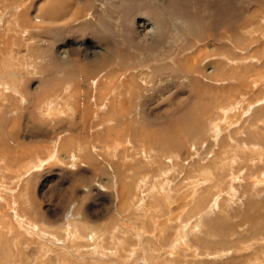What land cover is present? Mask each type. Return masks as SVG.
<instances>
[{"label": "rangeland", "instance_id": "obj_1", "mask_svg": "<svg viewBox=\"0 0 264 264\" xmlns=\"http://www.w3.org/2000/svg\"><path fill=\"white\" fill-rule=\"evenodd\" d=\"M9 56L0 264H264V0H0Z\"/></svg>", "mask_w": 264, "mask_h": 264}, {"label": "bare ground", "instance_id": "obj_2", "mask_svg": "<svg viewBox=\"0 0 264 264\" xmlns=\"http://www.w3.org/2000/svg\"><path fill=\"white\" fill-rule=\"evenodd\" d=\"M51 15H53L52 13H51ZM67 15V14H66ZM52 18H53V16H51ZM57 17V16H56ZM63 19H64V17H62ZM60 21H62V20H60ZM157 25H154V23L152 22V20H150V19H148V18H143V19H141V21L139 22V23H137L136 24V26H135V31L137 32V34H139V36L141 37H143V38H145V37H148V36H155V35H157L158 34V32L159 31H157V27H156ZM174 30V29H173ZM184 31V30H183ZM15 51V50H14ZM67 51H68V48H63V47H61L60 48V50H58V56H59V58L60 59H66L67 58ZM69 53V52H68ZM101 57H104L103 55H101ZM67 59H69V58H67ZM70 60V59H69ZM107 60V59H106ZM16 64H15V62H13V59H12V57L11 56H9V57H6V59H5V61H3V64H2V68H1V74H0V77H1V79H0V98H2V99H4L5 98V100H6V97H7V95H9V92H16L17 91V85H16V82H17V80L15 79L16 78ZM18 71V70H17ZM27 74V73H26ZM21 78V77H20ZM22 80V79H21ZM21 82V81H20ZM151 82V81H150ZM22 83V82H21ZM147 83V82H146ZM109 85V84H108ZM105 86V85H104ZM108 86H106L105 87V89H106V91H109V87L107 88ZM104 88V87H103ZM21 90V89H20ZM19 90V91H20ZM23 92V91H22ZM10 96V95H9ZM16 96V95H15ZM11 98V97H10ZM118 98V97H117ZM1 101V100H0ZM68 101V100H67ZM13 102V101H12ZM46 102V101H45ZM51 102V101H50ZM65 102V101H64ZM52 103H53V101H52ZM51 103V104H52ZM66 103H68V102H66ZM50 104V103H49ZM51 104L49 105V106H51ZM53 105V104H52ZM54 105H56V104H54ZM53 105V106H54ZM64 105V104H63ZM68 105H69V103H68ZM47 106V105H46ZM62 106V105H61ZM70 106V105H69ZM43 107V106H42ZM4 108V107H3ZM2 108V109H3ZM9 108V107H8ZM7 108V109H8ZM47 108V107H46ZM55 108V107H54ZM54 108H51V110L52 109H54ZM61 107H59V109H60ZM64 108H66V107H64ZM68 108V107H67ZM70 108H71V106H70ZM6 109V108H5ZM4 109V110H5ZM10 109H12V107L10 106ZM43 109V108H42ZM9 110V109H8ZM35 110V109H34ZM56 110H58V107L56 106ZM61 110V109H60ZM68 110H69V108H68ZM11 111V110H10ZM45 111V110H44ZM9 112V111H8ZM39 112V111H38ZM58 112V111H57ZM57 112H55V113H57ZM64 112V111H63ZM62 112V113H63ZM69 112V111H68ZM46 113V112H45ZM59 113V112H58ZM73 113V112H72ZM71 113V114H72ZM44 114V113H43ZM50 114H52V113H50ZM49 114V115H50ZM54 114V113H53ZM60 114H61V112H60ZM60 114H58V116H60ZM67 114V113H66ZM32 115H34V114H32ZM56 115V114H55ZM70 115V114H69ZM51 116V115H50ZM53 116V115H52ZM0 117L2 118V116L0 115ZM60 117H62V114H61V116ZM44 118V117H43ZM50 118V117H49ZM42 119V118H41ZM56 119V118H55ZM60 119V118H59ZM48 120V119H47ZM52 120V119H51ZM54 120V119H53ZM52 120V121H53ZM50 121V120H49ZM263 121V120H262ZM57 122V121H56ZM8 123V122H7ZM188 124V123H187ZM132 125V124H131ZM8 126V125H7ZM10 126V125H9ZM185 127H186V125H185ZM130 129L132 130V128H131V126H130ZM134 129V128H133ZM189 130V129H188ZM200 130V129H199ZM198 129H196V127H195V129H192L191 130V133H192V135L194 136L195 134H197L198 132H200ZM203 130V129H202ZM11 132V131H10ZM202 132V131H201ZM12 133V132H11ZM1 135V134H0ZM199 135V134H198ZM9 137V136H8ZM201 137V136H200ZM195 138V137H194ZM196 138H197V136H196ZM176 145H178V144H176ZM175 145V146H176ZM252 146V145H251ZM179 147V146H178ZM128 148V147H127ZM222 148V147H221ZM233 149V148H232ZM236 149V148H235ZM114 150V149H113ZM123 150H125V147H124V149ZM122 150V151H123ZM248 150V149H247ZM250 150V149H249ZM248 150V151H249ZM129 151V150H128ZM229 151V150H228ZM247 151V152H248ZM56 151H54V153H55ZM230 152V151H229ZM237 152V151H236ZM245 152V151H244ZM124 153H126L125 151H124ZM211 153V152H210ZM220 154H222V153H219V154H214V156H215V160L214 161H216V159H217V157L220 155ZM229 154V153H228ZM227 154V155H228ZM241 154V153H240ZM239 154V155H240ZM126 155V154H125ZM244 155V154H243ZM116 156H118V155H116ZM123 156V155H122ZM242 156V155H241ZM257 156V155H256ZM6 157V156H5ZM126 157V156H125ZM208 157V156H207ZM54 158H56V156L54 155ZM71 158H73V159H71V160H73L74 162L73 163H76L77 164V162H79V157H75V156H71ZM137 158H139V157H137ZM219 158V157H218ZM227 158V157H226ZM239 158V157H238ZM251 158V157H250ZM5 159H7V158H5ZM123 159V158H122ZM126 159V158H125ZM224 159V158H223ZM233 159H235V156L233 157ZM240 159V158H239ZM234 161H236L235 163H234ZM233 162L231 161V163L233 164H235V165H238L237 164V160L235 159ZM239 161V160H238ZM123 163H124V161H123ZM127 163V162H126ZM219 164V163H218ZM73 165V164H72ZM124 165V164H123ZM133 165V164H132ZM227 165H229V162L227 163ZM84 166V165H83ZM234 166V165H233ZM6 167V166H5ZM26 167V166H25ZM230 167H232L231 165H230ZM35 168V167H34ZM231 169V168H230ZM262 171V170H261ZM5 173V172H4ZM163 173V172H162ZM165 173V178H166V175H168V172L166 171V172H164ZM209 173V172H208ZM207 172H205L204 173V175H203V178H205L204 180H205V182H207V180L209 179V180H211L212 181V179H213V177H212V175L211 174H208ZM263 174V177L262 178H264V173H262ZM1 175V174H0ZM26 175V174H25ZM162 175V174H161ZM2 176V175H1ZM6 176V175H5ZM3 177V176H2ZM7 177V176H6ZM260 177V176H259ZM17 178H20V177H17ZM122 178V177H121ZM7 180H9V181H12L13 180V177H9ZM20 180V179H19ZM18 180V181H19ZM0 181H1V179H0ZM21 181V180H20ZM2 183H3V180H2ZM121 183H126V182H121ZM13 183L11 182L10 183V185H12ZM167 184V183H166ZM166 184H164V185H162V190H163V188L165 187V185ZM200 184H202V183H200ZM0 185H1V182H0ZM4 185V184H3ZM136 185V184H135ZM159 185V184H158ZM125 188V190L122 192L121 191V194L123 195V198L127 195V193H128V189L130 188V185L129 186H127V184L125 185H123ZM123 186H121V188L123 187ZM8 187V186H7ZM166 188V187H165ZM194 190H195V187L193 186L192 187ZM197 188V187H196ZM192 189V190H193ZM161 190V191H162ZM16 192H17V190H15ZM163 192V191H162ZM170 192V191H169ZM24 193V192H23ZM19 194V193H18ZM193 195H195L196 194V192H194V193H192ZM15 195V194H14ZM21 195H23V194H21ZM133 195V194H132ZM131 195V196H132ZM16 196V195H15ZM130 196V197H131ZM9 197V196H8ZM13 197V196H12ZM127 198H129V195L128 196H126L124 199H127ZM154 198V197H153ZM7 199V198H6ZM14 199H16L17 200V198H14ZM18 201V200H17ZM124 202H125V200H123ZM143 201V200H142ZM146 201V200H145ZM145 201H143V202H145ZM5 202V201H4ZM8 202V201H7ZM132 202V201H131ZM162 202V201H161ZM167 202V201H166ZM6 203V202H5ZM146 203V202H145ZM145 203H142V205H140V206H138L137 207V209L139 210L140 208H143V209H141V210H146V211H144L146 214H148V215H151L152 214V211L150 210V208H149V205H148V203L147 204H145ZM163 203V202H162ZM11 204V203H10ZM13 205V204H12ZM14 206V205H13ZM10 207V206H9ZM12 207V206H11ZM19 207V206H18ZM152 207V206H151ZM14 207H12V209H13ZM21 208V207H20ZM131 208H133V211H134V204L133 203H131ZM160 208V207H159ZM171 208L172 209H178V204H176L175 203V205H172L171 204ZM7 209L8 208H5V210L7 211ZM22 209V208H21ZM152 209V208H151ZM4 210V209H3ZM11 210V209H10ZM9 210V211H10ZM19 210V209H18ZM154 210V209H153ZM16 211V210H15ZM130 211H132L131 209H127V212H130ZM173 211V210H172ZM144 212H142V213H144ZM159 212V211H158ZM157 212V213H158ZM75 213V212H74ZM181 213V212H180ZM4 214V213H3ZM3 216V215H2ZM73 217H74V220L73 221H71V222H75V224H74V227H72V225L68 228V230L66 231V234H67V236L69 237V239L70 240H81V242H85V241H88V242H95V241H98V242H102V239H99V237L98 238H96V235H94V233H92L90 236L89 235H85L84 233H83V230L85 231V228H83V227H86V223H85V225H84V223H81V221L79 220V221H77V218H75V216L74 215H72ZM72 216H71V218H72ZM123 217V216H122ZM176 217V216H175ZM172 218V217H171ZM174 218V217H173ZM20 219V218H19ZM26 219V218H25ZM174 220V219H173ZM76 222H80V223H76ZM18 223H19V225H21V226H23V222L22 221H18ZM32 224V223H31ZM34 224H36V223H34ZM33 225V224H32ZM31 225V226H32ZM2 227V226H1ZM35 228V227H34ZM71 228V229H70ZM121 229V228H120ZM125 230H127L126 228H125ZM129 232V231H128ZM11 233V232H10ZM85 233H90V232H88V230L85 232ZM97 234V233H96ZM156 234V233H155ZM128 235V234H127ZM66 236V237H67ZM98 236V235H97ZM181 236L182 235H180V239H181ZM158 236H156L155 238H157ZM183 239H184V237H182ZM65 239V238H64ZM123 239L126 241V237H123ZM2 240V233H0V241ZM112 240V242H113V240H117L118 241V238L117 237H115V238H113V239H111ZM124 240H121V241H118V244L120 245V247H121V251L120 252H122V251H124V250H127L128 251V248H129V245L127 244V243H125L124 242ZM5 242V241H4ZM75 242H77V241H74V243ZM79 242V241H78ZM6 243V242H5ZM116 242H113V244H115ZM4 244V243H3ZM7 244V243H6ZM81 244H83V243H77L76 244V246H78V245H81ZM95 244V243H94ZM176 246H178V243H177V245ZM47 247V246H46ZM126 248V249H125ZM75 251V250H74ZM130 251V250H129ZM46 252V251H45ZM133 252V251H132ZM80 253V252H79ZM128 256V255H127ZM126 256V257H127ZM132 256V255H131ZM130 256V257H131ZM4 262V261H3Z\"/></svg>", "mask_w": 264, "mask_h": 264}]
</instances>
